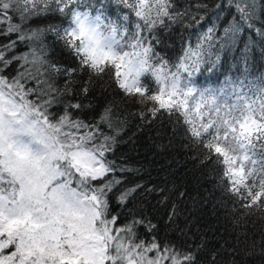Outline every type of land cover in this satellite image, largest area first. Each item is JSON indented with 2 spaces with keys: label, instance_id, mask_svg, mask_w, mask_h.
<instances>
[{
  "label": "snow or ice",
  "instance_id": "1",
  "mask_svg": "<svg viewBox=\"0 0 264 264\" xmlns=\"http://www.w3.org/2000/svg\"><path fill=\"white\" fill-rule=\"evenodd\" d=\"M177 29L179 54L167 55ZM256 48L264 56V0L211 10L179 0H0V264H201L207 241L159 239L149 197L187 236L179 202L195 207L216 193L234 236L207 264L221 252L227 264L241 253L264 259V231L256 240L247 228L252 216L264 220V75L248 79ZM229 61L221 87L198 85ZM109 88L145 123L182 132L206 170L191 188L149 187L112 158L126 117L114 101L97 110L90 99Z\"/></svg>",
  "mask_w": 264,
  "mask_h": 264
},
{
  "label": "trees",
  "instance_id": "2",
  "mask_svg": "<svg viewBox=\"0 0 264 264\" xmlns=\"http://www.w3.org/2000/svg\"><path fill=\"white\" fill-rule=\"evenodd\" d=\"M220 0H179L181 7L185 4L195 5L197 3L207 4L209 10L219 3ZM193 10H195L193 8ZM205 14V13H201ZM209 15V22H211V11ZM192 30L189 29V32ZM187 35V33H185ZM252 39L259 41L260 37L252 33ZM247 38L245 35L244 39ZM195 36H193V40ZM166 44L169 47H163L167 55L175 56L179 54L181 47L180 30L177 29L167 39ZM56 58L64 61H71L68 53L65 50L57 48ZM231 61L226 63L221 69L214 73H203L198 76V85L202 88H219L222 86L225 79L224 69L229 67ZM241 71L243 66L241 65ZM248 72L250 73L248 79L252 80L264 75V56L261 55L259 48L254 50V54L249 63ZM231 75L234 77L239 75L235 68L231 69ZM242 78V77H241ZM107 80V77L105 78ZM92 103L98 110L108 101H114L119 108L123 109V115L126 117L127 124L125 130L120 136V142L116 146L113 159L117 163H124L128 167L139 169L138 172L129 174L132 180L143 181L149 187L151 186H171L173 183L187 182L191 188L195 182L196 177L200 176L205 169L197 167L198 162L194 160V152L185 147L186 141L183 138L182 132L176 136L169 137L166 131H163L160 126V121H154L151 124L145 123L138 116L134 115L138 108L131 101H125L113 88H109L108 92L103 94H94ZM92 115L88 111L84 118L87 119ZM163 129L168 128L165 116ZM206 187H211L207 185ZM201 195H204L202 192ZM219 193L211 197L206 204L201 203L195 207L191 200L179 202L178 211L180 216L177 223L179 228L190 229L187 236H182L178 230L167 225L166 213L169 208L165 205H158L157 201L160 197H149L150 206L148 207L149 214L154 218L153 222L159 224L158 238L165 241H173L177 245L200 243L201 239L207 241L205 254L202 255L201 264H207L206 253L213 249H218L225 241H229V246L233 240L234 232L230 220L224 218L223 212L214 206V201L218 198ZM243 223V222H242ZM247 228L250 235L254 236L256 240L260 239L261 231H264V220H261L259 215L252 216L247 221ZM143 234V229H141ZM231 257L225 256L221 252L218 258V264H227ZM237 264H264V259L259 255L247 257L241 253L237 257Z\"/></svg>",
  "mask_w": 264,
  "mask_h": 264
},
{
  "label": "rangeland",
  "instance_id": "3",
  "mask_svg": "<svg viewBox=\"0 0 264 264\" xmlns=\"http://www.w3.org/2000/svg\"><path fill=\"white\" fill-rule=\"evenodd\" d=\"M204 88H206V87H204Z\"/></svg>",
  "mask_w": 264,
  "mask_h": 264
}]
</instances>
